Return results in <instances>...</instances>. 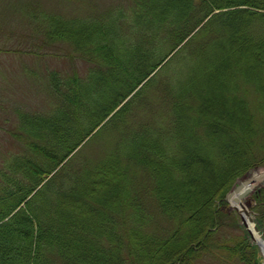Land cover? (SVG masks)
<instances>
[{
    "label": "trees",
    "instance_id": "16d2710c",
    "mask_svg": "<svg viewBox=\"0 0 264 264\" xmlns=\"http://www.w3.org/2000/svg\"><path fill=\"white\" fill-rule=\"evenodd\" d=\"M129 9L126 38L102 19L79 30L34 17L44 45L86 67L46 74L49 110L4 119L18 149L0 165V264H261L225 197L264 166V0ZM153 89L165 113L143 123ZM108 134L103 156L81 158ZM255 199L264 221V189Z\"/></svg>",
    "mask_w": 264,
    "mask_h": 264
},
{
    "label": "rangeland",
    "instance_id": "374dc122",
    "mask_svg": "<svg viewBox=\"0 0 264 264\" xmlns=\"http://www.w3.org/2000/svg\"><path fill=\"white\" fill-rule=\"evenodd\" d=\"M129 11V0H0V165L4 158H7L6 156L15 154L18 149V145L2 129L5 124L4 119L8 120L11 125L15 123L16 115L11 112L10 108L43 110L48 107L49 110L52 106L50 105L52 98L47 89L49 84L46 74L52 70L62 73L71 68L81 73L86 67L82 61L77 59L73 62L64 59L62 57L64 46L44 45L40 40L43 34L35 33L38 26L34 17L39 14L58 17L65 24L79 30L88 22L102 19L111 23V30L115 37L122 35L126 38L127 32H120L118 28L122 27L121 24L124 21L125 24L129 23ZM159 75L161 74L157 76ZM141 94L140 98L148 94L147 100H149L147 104H141L143 107L140 106L137 109L135 117L141 119L143 123H149L155 121L159 114L165 113L162 99L154 100L162 96L159 90H146ZM7 123L6 121V127ZM100 138L91 140L88 146L82 149V159L86 161L88 158L97 159L103 156L105 147L115 140V135L108 134ZM262 170L264 166L250 172L238 182L249 181L253 175ZM141 182L135 181V190L145 195L146 184H141ZM258 187L264 189V183ZM253 191L252 194L246 196L244 202L251 195L254 196ZM260 206V211H264V203ZM253 207L256 206L252 203L249 210L253 212L254 222L261 231H264V221L258 220L261 213H257ZM236 225H233L234 228H227L226 238L239 234ZM209 257L208 255L203 260ZM202 261L199 264H241L237 260L224 262L213 258L210 261ZM260 261L262 264L261 256Z\"/></svg>",
    "mask_w": 264,
    "mask_h": 264
},
{
    "label": "water",
    "instance_id": "95a60500",
    "mask_svg": "<svg viewBox=\"0 0 264 264\" xmlns=\"http://www.w3.org/2000/svg\"><path fill=\"white\" fill-rule=\"evenodd\" d=\"M257 186V183L252 182L251 180L245 181L243 183H240L237 187H235L230 193L226 196V201L229 203V210H232L236 212V214L239 216L241 224L244 226V228L249 232L251 235V232L248 230V224L253 225L254 232L259 236L258 240H254L253 242L258 246L260 254L264 258V239L262 238V235L259 232L258 227L255 225L253 217L251 216V212L247 210L246 207L249 208V203L246 202L245 205L242 202V200L245 198V196L251 192V190Z\"/></svg>",
    "mask_w": 264,
    "mask_h": 264
},
{
    "label": "bare ground",
    "instance_id": "6f19581e",
    "mask_svg": "<svg viewBox=\"0 0 264 264\" xmlns=\"http://www.w3.org/2000/svg\"><path fill=\"white\" fill-rule=\"evenodd\" d=\"M251 181L255 182L257 184L264 183V170H262V171L256 173L255 175H253L251 177ZM248 230L251 232L250 239H251L252 242L254 240H258L259 239V236L253 230V225L250 224V223L248 224ZM263 254H264V252H263ZM263 264H264V262H263Z\"/></svg>",
    "mask_w": 264,
    "mask_h": 264
}]
</instances>
